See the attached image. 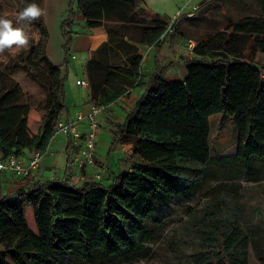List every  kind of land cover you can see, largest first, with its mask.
I'll list each match as a JSON object with an SVG mask.
<instances>
[{
  "label": "trees",
  "instance_id": "16d2710c",
  "mask_svg": "<svg viewBox=\"0 0 264 264\" xmlns=\"http://www.w3.org/2000/svg\"><path fill=\"white\" fill-rule=\"evenodd\" d=\"M221 1H203L193 15H208ZM255 1L259 14L197 43L184 80L171 81L160 69L151 75L125 121L114 125L111 148L120 145L141 159L131 170L115 174L108 186L95 180L76 185L62 177L35 180L0 198V264H111L135 257L145 253L149 223L163 204L194 198L219 170L231 179L264 178V63L258 61L264 54V0ZM32 2L44 9V0ZM2 7L0 16L15 21L18 10L4 2ZM77 14L91 34L109 36L87 64L92 101L105 106L144 84L140 47L160 48L169 31L178 33V17L172 23L145 0H71L60 25L65 73L52 63L47 73L33 58L46 44L45 16L26 25L29 46L0 55L3 158L45 150L56 136L50 117L15 102L21 90L7 71L23 67L49 93L55 85L53 107L57 114L67 110ZM217 114L228 115L239 136L236 152L218 158L210 145L211 117ZM31 120H41L38 131ZM226 188L213 186L206 195L209 202L194 223L191 264H250L251 249L264 264V221L247 227L244 204L227 200Z\"/></svg>",
  "mask_w": 264,
  "mask_h": 264
},
{
  "label": "rangeland",
  "instance_id": "374dc122",
  "mask_svg": "<svg viewBox=\"0 0 264 264\" xmlns=\"http://www.w3.org/2000/svg\"><path fill=\"white\" fill-rule=\"evenodd\" d=\"M28 0H0V14L2 12V3L12 5L16 10L20 11ZM71 0H44L45 5L53 6L56 10L55 21L50 20L46 22L48 34L46 37L45 46L40 45L33 54L34 60L41 64L47 71L50 72V65L52 63L56 66H61L65 73L63 66L64 51L62 48L63 40L59 31L60 24L67 17L69 4ZM204 0H152L154 6L165 8L161 14L169 17L173 23L178 17L177 34L174 31H169L167 36V48L163 54L165 57H172V53H178L179 61L181 63L191 59L194 54L188 49L187 44L189 40L199 43L209 35L215 34L218 31L227 29L231 22H235L246 15H257L260 13L259 7L255 0H222L220 4L212 6L208 15H193V7L200 5ZM77 9V6H75ZM190 10L186 15L187 11ZM158 12V11H157ZM160 13V12H159ZM45 16V15H44ZM83 19L80 14H77L75 22ZM49 24V25H48ZM80 26H78L79 29ZM82 27V26H81ZM85 28V26H83ZM86 29V28H85ZM80 36L78 34L77 38ZM77 41V42H76ZM72 46L71 67L75 72L82 75L90 82L88 76L87 64L92 56L89 57L88 48L82 46L86 45L85 39H77ZM84 41V44H83ZM172 43V44H171ZM178 44V45H177ZM157 54V53H156ZM258 61L264 63V54L260 53ZM160 70L164 71L168 78L184 77L182 64H175L173 72L168 76L167 69L169 64L159 63ZM9 77L19 83L21 90L20 96L16 99V103L28 104L35 111L42 116L50 117L53 126L56 128L60 121H64L66 110L57 114L53 107L52 95L55 93L56 86L52 85V90L49 93L45 87L37 82L33 75H30L21 66L10 68L7 71ZM73 84L72 78L68 81V86ZM92 96V85L89 83ZM69 118V117H68ZM222 122V127L220 128ZM30 128L33 131H38L41 127V120H31ZM103 130H99L98 133ZM85 135L81 139H75L71 142V148L68 155L64 153L63 147L53 149L50 157L42 158L38 168L31 176L17 177L12 172L7 171L0 173V181L3 183H11L12 185L30 184L35 180L46 181L49 179L65 177L71 183L81 185L87 180H95L107 186L110 168L106 162V155L102 153L103 158H99L98 150L95 149L93 165H84L82 162L74 161L73 157L77 156L79 150L82 148ZM211 154L213 157L229 156L236 152L238 146V131L236 124L229 118L228 115H214L211 117V136H210ZM112 139V138H111ZM110 139V140H111ZM58 142V141H57ZM59 139L58 147L62 144ZM96 148L97 143H96ZM25 155L29 154L28 150L24 151ZM101 155V153H100ZM128 157V156H126ZM131 163H137L133 159L122 158L121 164L124 171L130 167ZM81 163V164H80ZM215 165H220V162L215 161ZM134 165V164H133ZM100 170L101 177L96 179L95 173ZM119 169L117 170V172ZM222 171L216 178L207 179V184L201 188L197 195L192 199H173L161 206L159 212L155 216V220L149 223L148 236L145 241L146 251L141 255L131 258H122L114 261L111 264H191V255L194 250L193 236L194 225L196 219L202 215V211L208 204L207 193L213 186L222 184L226 186V193L223 195L227 200L231 201L233 198H238L245 206V214L243 216V223L248 227L250 225L261 226L264 221V178L258 181L250 180L247 176H241L231 179ZM5 188L0 186V194ZM9 188V187H8ZM14 188V187H13ZM233 188V189H231ZM10 189V188H9ZM16 189V187L14 188ZM13 190L12 188L10 189ZM10 190H5L8 192ZM189 243V244H188ZM250 264H260L258 256L253 249L250 250Z\"/></svg>",
  "mask_w": 264,
  "mask_h": 264
},
{
  "label": "crops",
  "instance_id": "0c3cea01",
  "mask_svg": "<svg viewBox=\"0 0 264 264\" xmlns=\"http://www.w3.org/2000/svg\"><path fill=\"white\" fill-rule=\"evenodd\" d=\"M145 1H146L147 5L155 11H158L160 13L166 11V10H164L165 8H163L162 6L160 8L158 6L155 7L152 0H145ZM204 1H207V0H204ZM198 7H199V5L193 7L190 10L197 9ZM190 10L187 11L186 15L188 14V12ZM44 12H45V14H44L45 20L47 23L50 20H53V21L56 20L55 19L56 10H55L54 6L52 8H50V6L46 4L44 7ZM76 24H77L75 27L76 34L74 35L73 44L75 43V41L77 39H85L86 45L82 46V47L85 49L88 48L89 57L91 56V53L93 51H95L97 48H99L103 43L107 42L109 39V36L107 33H100V34H95V35L91 34L87 29H85L83 27L85 24L83 19H79V22ZM59 25H61V24L58 21V26ZM78 26H80L79 29H78ZM59 31H60V28H59ZM78 34H80V36L77 38ZM166 43H167V38L165 39L163 46L160 48L155 46V45H153V46H141L140 47L139 52L143 56L142 73H143L144 84L133 87L129 93L121 96L120 98H118L117 101L111 103L110 105L105 106V108L99 114V117H98L99 122H100L99 130L100 131L103 130V133L102 132L98 133V139H97V147L98 148H96V149L98 150V156L101 159L103 158L102 153H105L106 162L110 168V175H109V180H108L107 186L112 183V180H113L115 174H119V173H122L124 171L131 170L133 167V164H135V163L129 162L130 167L124 171H120L122 169L121 160L123 157H125L126 159H128V158L133 159L137 163L141 161V159L138 156H132L126 149H124L120 145H116V146L111 148V144L113 141V134L115 131L114 125L116 123H123L125 121L127 114L133 109L136 101L144 94V92L146 91L145 83L149 80L151 75H154L155 73H157L159 68H161L160 64H158L159 59H160V61L162 60V63L169 64V68L167 69L168 76L170 75L171 72H173L172 67L176 68L175 64H178V65L182 64L183 72L186 70L184 73V75H185L184 77L175 78L176 77L175 76L174 78H169L171 81H182L187 76L186 61L181 63L178 60L180 54L176 53V51H175V53H172V57H174L175 60H172L171 57H165L166 54H163L167 48ZM73 44H72V46H73ZM83 44H84V41H83ZM71 49H73V48L71 47ZM83 73L84 72L82 71V75L78 74L76 76L75 72L72 70L71 61H70V68L68 71V79L66 81V103H67L68 109L66 110L67 116L64 117L65 121L69 120L70 118L75 117L76 113L79 111L87 112L89 110L91 104L95 103L94 101H92L90 88L77 85V80L79 78H85V74H83ZM70 78H72L73 84L68 86V81L70 80ZM81 131L83 132V134H85V132H86V125L85 124H83V126L81 127ZM59 139H61L63 141L62 144L64 143L65 145H61L58 147ZM70 140L67 139L66 137L60 135V134H57L51 140V142L49 144V150L43 158L47 159L48 157H50V155L53 152L54 147L55 148L63 147L64 153H66L68 155L69 149L72 146L71 142H69ZM71 141L73 142V140H71ZM100 153H101V155H100ZM31 154H32V151H29L28 155H25V153H23L22 156L28 158L31 156ZM126 156H128V157H126ZM118 169H119V171L117 172ZM1 185H3L5 188H3V191L0 194V198L4 195L11 193L15 187L18 188L19 186H21V184L12 185L10 182L9 183H3L0 181V186ZM8 187L10 189L12 188L13 190L11 191ZM5 190H10V191L5 192Z\"/></svg>",
  "mask_w": 264,
  "mask_h": 264
},
{
  "label": "built area",
  "instance_id": "2783aa9c",
  "mask_svg": "<svg viewBox=\"0 0 264 264\" xmlns=\"http://www.w3.org/2000/svg\"><path fill=\"white\" fill-rule=\"evenodd\" d=\"M193 14V13H192ZM197 43L193 40H189L187 47L193 53ZM77 85L82 87H89V81L85 78H79ZM105 108V105L99 103L91 104L87 112L79 111L75 117L69 120L60 121L56 126V135L60 134L67 139L75 140L81 139L85 135L82 148L79 150L77 156L73 157L74 161L82 162L84 165H93L94 155L96 149V143L98 139V132L100 127L99 114ZM86 125V132L83 134L81 127ZM49 146L45 150L32 151L30 157L11 155L7 158H3L0 152V173L10 171L17 177L31 176L33 172L38 168L40 161L48 152ZM81 164V163H80ZM96 179H100V170L95 173Z\"/></svg>",
  "mask_w": 264,
  "mask_h": 264
},
{
  "label": "clouds",
  "instance_id": "9594fccd",
  "mask_svg": "<svg viewBox=\"0 0 264 264\" xmlns=\"http://www.w3.org/2000/svg\"><path fill=\"white\" fill-rule=\"evenodd\" d=\"M45 14L37 3H27L18 11L13 19L0 16V55L8 52H18L27 48L31 36L26 31V25L39 20Z\"/></svg>",
  "mask_w": 264,
  "mask_h": 264
}]
</instances>
